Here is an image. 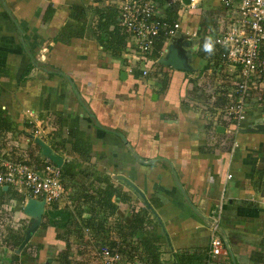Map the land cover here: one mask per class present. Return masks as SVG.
I'll return each instance as SVG.
<instances>
[{"label":"crops","instance_id":"1","mask_svg":"<svg viewBox=\"0 0 264 264\" xmlns=\"http://www.w3.org/2000/svg\"><path fill=\"white\" fill-rule=\"evenodd\" d=\"M201 3L206 8L181 17L183 30L200 34L198 43L186 35L176 38L190 54L191 69L184 70L159 61L175 39L155 51L162 40L157 41L144 62L135 60L137 50L129 47L133 40L126 31L120 56L105 50L94 32L97 10L114 6L120 26L114 0H0L1 105L24 131L19 141L24 150L35 146L34 129L42 125L43 141L63 157V165L77 164L78 181L92 188L88 174L96 170L130 196L129 202H117L114 223L129 225L135 209L146 207L125 180L136 184L153 207L154 213L148 210L157 223L162 264H215L210 225L216 216L229 261L264 264V133L243 130L264 121V102L256 92L246 119L233 129L223 108L233 98L228 93L235 72L198 55L201 40H208L201 32L214 35L225 10L218 0ZM142 68L148 69L146 76ZM212 83L224 89L211 92ZM35 152L40 162L50 159L42 148ZM9 189L0 190V203L13 207L9 213L8 206L0 207L8 213L0 212L4 239L14 216L21 221L17 231L32 221L23 211L27 202ZM57 203L74 205L69 193ZM45 229L49 236L36 241L44 245L41 260L59 264L53 258L64 249L56 238L63 230ZM28 249L19 262L29 260Z\"/></svg>","mask_w":264,"mask_h":264},{"label":"built area","instance_id":"2","mask_svg":"<svg viewBox=\"0 0 264 264\" xmlns=\"http://www.w3.org/2000/svg\"><path fill=\"white\" fill-rule=\"evenodd\" d=\"M114 1L119 9L118 22L133 40L129 47L137 50V61L144 62L145 55L152 53L159 40L165 42V47L169 40L180 35H186L183 38L191 42H199L200 34L197 31L182 29L181 17L188 15L203 0H189L188 3L184 0ZM218 3L225 14L220 18L213 42L219 47L222 62L235 72L233 86L228 93L233 98L225 104L223 112L234 125L233 129L237 130L247 117L248 101L256 92L261 94V100L264 98V0H218ZM133 71L134 68L129 65L127 72L132 74ZM141 72L146 76L148 69L142 68ZM208 89L216 93L224 87L217 88L212 83ZM44 133L42 125L34 129L36 136ZM3 154H0V190L4 186L12 189L23 204L29 198L44 200L45 206L64 199L67 192L62 181V167L50 159L31 164L8 159ZM0 205L1 208L8 206V213L12 211L9 203ZM220 222L219 216H216L210 225V254L215 264H232L221 235ZM20 224L16 216L10 221L11 227L16 229ZM86 231L89 233V229ZM3 241L0 233V247L7 249ZM97 256V264H134L127 262L118 248L107 243L97 248Z\"/></svg>","mask_w":264,"mask_h":264},{"label":"trees","instance_id":"3","mask_svg":"<svg viewBox=\"0 0 264 264\" xmlns=\"http://www.w3.org/2000/svg\"><path fill=\"white\" fill-rule=\"evenodd\" d=\"M96 1L103 2L104 0ZM97 11L99 18L94 32L98 42L114 56H120L126 49L129 36L117 23L116 9L108 5ZM162 46L163 41H159L155 51L160 50ZM213 46L211 53L204 50V45L200 46L198 55L213 60L216 66H219L222 62L220 51L217 45ZM2 90L0 86V154L4 153L6 158L15 161L39 163L35 151L41 152V148L37 143L27 150L19 145L25 133L18 128L15 121L5 114L6 111L1 105ZM262 101L264 102V98ZM83 151L88 154L90 148L83 149ZM27 153H29V158L25 159L24 155ZM77 168V164L73 163H66L61 168L62 181L69 197L73 199V207L60 208L57 202L52 203L44 212L40 224L42 228L53 226L63 230V233L57 234L56 238L64 241V249L59 251L53 259L59 264H97V248L107 243L111 247L118 248L129 263L162 264L158 248L157 223L150 211L141 206L135 209L129 225L120 220L114 223L113 219L118 209L117 202L119 199L129 202L131 201L130 196L122 193L121 187L115 185L109 176L96 170L88 174L93 175V187L87 188L85 182L78 181ZM8 191L12 193V189ZM26 229L16 232L9 230V235L2 243L9 248L17 249L25 238ZM43 246L36 244L34 249L28 251L31 252L28 255L29 260L23 258L21 263L44 264L40 256ZM26 248L30 247L25 246L24 251L27 252ZM14 255L18 259L20 253H14Z\"/></svg>","mask_w":264,"mask_h":264},{"label":"water","instance_id":"4","mask_svg":"<svg viewBox=\"0 0 264 264\" xmlns=\"http://www.w3.org/2000/svg\"><path fill=\"white\" fill-rule=\"evenodd\" d=\"M184 1L187 3L189 2V0H184ZM181 40H182L181 38L178 39L177 41L175 39V42H172L169 44L166 54L163 57H160L159 59L160 63L166 66H171L175 69H184V70L191 69L189 65L190 54L188 53V51H184ZM126 76H127L126 71H123V74L121 77L126 78ZM218 130L224 131V127H219ZM243 130L264 133V121L257 122L252 127H247ZM36 143L42 148V153L46 157H49L53 162L56 163V165H58L59 167H62L63 160H64L62 156L56 154L51 149V147L48 146L39 137L36 138ZM125 181H126V184L133 191L137 193V195L142 199V201H144L146 208L151 210L154 213L151 203L148 201V199L146 198L144 193L140 190V188L129 180H125ZM4 188L7 189V186H4ZM23 211L25 214H27L31 218L32 221L26 231L25 238L18 249H22L30 241L35 231L39 228L42 222L43 214L45 212V201L39 200L36 198H29L27 203L23 207ZM49 263H50V260L47 261L45 264H49ZM175 264H178L177 261H175Z\"/></svg>","mask_w":264,"mask_h":264},{"label":"rangeland","instance_id":"5","mask_svg":"<svg viewBox=\"0 0 264 264\" xmlns=\"http://www.w3.org/2000/svg\"><path fill=\"white\" fill-rule=\"evenodd\" d=\"M203 8H206V4L205 3H201V4H199L198 5V7L197 8H195V9H192L191 10V14H193V13H195L196 11L195 10H197V11H199V10H202ZM202 24L204 25V24H206V23H204L203 21H202ZM201 33H204L203 35H204V37L206 36L207 38H208V40H209V38L211 39V41H212V39H213V31H206V32H201ZM207 39H202L201 40V43L200 44H202V45H205V43L208 41ZM212 43H213V41H212ZM261 101V100H260ZM246 107H247V110L250 108V107H253V103L251 102V101H249L248 103H247V105H246ZM33 134V133H32ZM36 137H39L40 139H42V140H44V138L42 137V136H36ZM7 198V197H6ZM21 206H22V204H20V206H18V207H16L17 208V210H20L21 209ZM0 212H1V214H3L4 215V217H7V215H8V213L7 212H4V211H2V209L0 210ZM20 213H22V211L20 210ZM17 217H19V214L17 215ZM23 219H26V218H23ZM30 222V221H29ZM29 222H23L24 223V225L26 226L27 225V227H28V225L30 224ZM26 227V228H27ZM11 228V227H10ZM12 229V231H17L16 230V228H14V227H12L11 228ZM49 231L47 230V229H45V228H38L36 231H35V233L33 234V236H32V238H31V241L29 242V243H27L28 244V246L30 247L29 249H28V251H30V249H34V246L36 245V241L39 239L38 237H46L47 235L49 236ZM7 247V246H6ZM23 249H25V246L22 248V249H13V248H8L7 247V249H4L3 248V246L2 247H0V264H22L21 263V261L19 262V258L18 259H16V257H15V255H14V253H21V251H23ZM23 253V252H22ZM23 255V254H22Z\"/></svg>","mask_w":264,"mask_h":264},{"label":"clouds","instance_id":"6","mask_svg":"<svg viewBox=\"0 0 264 264\" xmlns=\"http://www.w3.org/2000/svg\"><path fill=\"white\" fill-rule=\"evenodd\" d=\"M213 47H214L213 43L211 39H209L204 45V50L208 53H211L213 51Z\"/></svg>","mask_w":264,"mask_h":264},{"label":"bare ground","instance_id":"7","mask_svg":"<svg viewBox=\"0 0 264 264\" xmlns=\"http://www.w3.org/2000/svg\"><path fill=\"white\" fill-rule=\"evenodd\" d=\"M222 130V129H221Z\"/></svg>","mask_w":264,"mask_h":264}]
</instances>
